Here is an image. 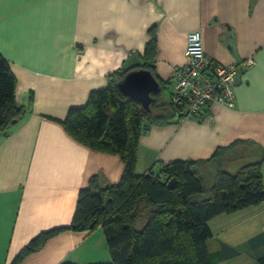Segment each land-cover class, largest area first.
I'll return each mask as SVG.
<instances>
[{"label":"crops","instance_id":"obj_1","mask_svg":"<svg viewBox=\"0 0 264 264\" xmlns=\"http://www.w3.org/2000/svg\"><path fill=\"white\" fill-rule=\"evenodd\" d=\"M153 27L156 75L169 88L173 67L185 63L191 32L201 33L214 61L239 65L252 58L255 64L241 67L233 109L214 105L203 118L144 132L137 173L159 172L174 161L207 160L218 148L241 141L264 149V0H0V52L17 79L16 102L27 110L7 137L0 132V264H12L41 233L68 227L78 195L93 176L110 184L121 180L119 157L79 144L60 121L70 108L84 106L91 91L105 89L109 75L139 61L136 55L143 54ZM169 91L162 99L166 105ZM241 153L244 159L229 165L230 172L258 160ZM249 210L237 216L252 224L234 230L238 244L222 242L238 252L233 259L245 251L253 264L264 254V243L256 239L264 235V222L245 243L240 235L259 229L253 223L260 221L252 218L264 211ZM252 240L257 249L246 245ZM66 262H111L102 230L63 231L21 264Z\"/></svg>","mask_w":264,"mask_h":264},{"label":"trees","instance_id":"obj_2","mask_svg":"<svg viewBox=\"0 0 264 264\" xmlns=\"http://www.w3.org/2000/svg\"><path fill=\"white\" fill-rule=\"evenodd\" d=\"M149 36L134 66L124 65L109 75L105 89L91 91L84 106L70 108L60 121L79 144L119 157L124 165L121 180L110 184L104 177L93 176L78 195L71 224L33 238L12 264H21L63 231L89 234L98 229L111 256V262L98 264H218L238 255L222 241L217 242L218 251H210L214 235L209 223L264 204V149L241 141L218 148L207 160L174 161L159 172L138 174V149L144 132L152 125L186 119L182 106L171 103L172 81L169 88L156 75V27L149 30ZM141 68L152 73L161 87L149 111L125 97L118 87L128 73ZM16 85L10 64L0 52V132L6 137L27 113L16 102ZM168 89L170 103L166 105L162 99ZM241 152L258 160L247 161L232 173L227 168L244 159ZM256 239L264 243V235ZM253 241L246 245L257 249ZM253 264H264V254Z\"/></svg>","mask_w":264,"mask_h":264},{"label":"built area","instance_id":"obj_3","mask_svg":"<svg viewBox=\"0 0 264 264\" xmlns=\"http://www.w3.org/2000/svg\"><path fill=\"white\" fill-rule=\"evenodd\" d=\"M184 56L185 63L173 67L171 103L182 106L186 119L199 117L214 105L233 109L242 69H250L255 61L249 58L239 65L214 61L204 50L200 32L187 35Z\"/></svg>","mask_w":264,"mask_h":264},{"label":"rangeland","instance_id":"obj_4","mask_svg":"<svg viewBox=\"0 0 264 264\" xmlns=\"http://www.w3.org/2000/svg\"><path fill=\"white\" fill-rule=\"evenodd\" d=\"M81 49H82V47H81ZM166 94H167V92H166ZM248 210H246V211H248ZM260 210L264 211V204H261L260 206H257L254 208H250L249 211L254 212V211H260ZM246 211L241 212L239 214H236L234 216L233 215L220 216L219 218H217V219H215L209 223V226H210V228L213 232V235H214V240L209 245L210 251H213L215 249V247L217 246L216 243L219 241H222V240H227V242L230 244H238V242L234 241L231 236L235 232L240 231L242 228H245L247 226L252 225V224L246 225L243 222V220L237 219L238 215L243 214ZM249 218L250 217H246V219H244V220H249ZM252 219L257 221V222L260 221L258 223H253V224H256L257 226L259 224L260 226H262L263 222H264V213H258L256 215V218L253 217ZM252 228L253 227H250L249 229L242 232V234L240 236L241 237L246 236L245 239H243L242 243H245V241L248 240V238H250L251 236H253L255 233H257L260 230V228L258 226L259 229H257V230L255 229L251 232L250 230H252ZM234 230H235V232H234ZM248 263H249L248 256H247L246 252L243 251V254L241 255V257H239L237 259H231V260L223 262L221 264H248Z\"/></svg>","mask_w":264,"mask_h":264},{"label":"water","instance_id":"obj_5","mask_svg":"<svg viewBox=\"0 0 264 264\" xmlns=\"http://www.w3.org/2000/svg\"><path fill=\"white\" fill-rule=\"evenodd\" d=\"M118 87L125 97L137 102L148 111L154 102V96L160 92L161 88L152 73L142 68L128 73ZM170 185L173 187L174 182L172 181Z\"/></svg>","mask_w":264,"mask_h":264}]
</instances>
